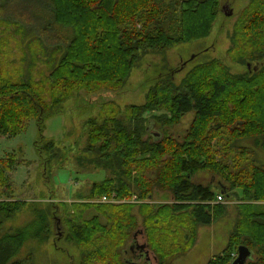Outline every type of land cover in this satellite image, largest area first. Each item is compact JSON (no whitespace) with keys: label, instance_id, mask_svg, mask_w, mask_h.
Masks as SVG:
<instances>
[{"label":"trees","instance_id":"trees-1","mask_svg":"<svg viewBox=\"0 0 264 264\" xmlns=\"http://www.w3.org/2000/svg\"><path fill=\"white\" fill-rule=\"evenodd\" d=\"M221 9V0H0V135L18 136L34 120L43 132L45 121L82 90H122L143 57L210 37ZM229 39L233 63L264 59V0H250ZM189 114L194 119L184 141L155 137L153 126L172 128ZM84 127L88 162L109 176L85 200L61 204L67 240L83 250L82 264H134L124 254L143 230L158 263L170 264L184 250L181 232L195 242L199 227L226 215L228 206L217 198L232 194L241 203L226 251L207 264H231L240 246L254 254L248 264H264V210L257 207L264 202V164L253 149L239 146L252 140L264 150V67L233 74L215 58L177 83L166 64L143 104L105 103ZM223 135L226 146L219 145ZM41 143L50 165L58 150L53 141ZM22 163L16 154L0 159V231L28 205L14 198L11 180ZM201 171L219 178L220 192L192 182ZM163 187L173 204L143 203ZM49 212L35 211L48 233ZM29 239L23 230L0 236V264H36L33 254L18 258Z\"/></svg>","mask_w":264,"mask_h":264},{"label":"rangeland","instance_id":"rangeland-1","mask_svg":"<svg viewBox=\"0 0 264 264\" xmlns=\"http://www.w3.org/2000/svg\"><path fill=\"white\" fill-rule=\"evenodd\" d=\"M249 2L250 0H221L222 7L224 4H230L234 13L231 17L221 16L210 37L179 45L165 54L150 53L143 57L122 90L118 92L103 90L95 94H88L82 90L63 104L62 113L45 121L43 132L40 131L38 122L34 120L31 121L27 130L18 136L7 138L0 135V159L16 154L23 161L12 173L11 180L14 198L25 201L28 205L13 219L7 221L0 231V236L17 230L28 233L30 239L21 248L19 259L33 254L36 264H82L83 250L67 240L68 231L61 204L66 203L69 206L85 200L91 186L94 183L103 182L109 176V171L97 168L88 162L89 154L84 149L87 137L84 124L90 117H97L105 103L113 102L122 108L131 104H143L149 83L163 71L166 64L173 71L177 83L193 67L215 58L225 63L233 74L252 73L264 67V59L248 61L247 65H243L233 63L227 57V50L231 44L229 38L235 22ZM30 40L29 37L25 39L27 43ZM21 52H23L22 49H16L14 54L21 57ZM39 65L41 69L47 71L45 65L41 66V63ZM193 119L194 114H189L177 126L169 128V126L157 124L153 126L152 131L155 137L161 134L170 135L182 142ZM51 141L54 142L58 155L49 165V162L45 161L46 155L39 152V143L43 142L40 144L43 146ZM219 143L220 146H226L227 138L223 135ZM253 144L252 140L239 142V146L253 149L257 162L264 164V150L256 148ZM231 154L232 151L227 152V156ZM234 157L242 159L237 153H234ZM218 181L219 178L209 171L198 172L192 179V182L196 184L211 185L215 192H220L216 186ZM154 192V197L148 198L143 203L159 205L174 203L172 192L167 187H163L161 191L154 188ZM2 200L0 198V201ZM113 200L116 201V197H113ZM237 200L234 194L229 200L223 198L220 203L228 206L226 215L211 226L199 227L195 242L189 231L183 230L180 243L184 250L174 255L171 262L169 261L170 264H207L213 258L222 256L236 222V206L241 203ZM257 205L259 209L264 210V202ZM36 210L50 211L47 225L51 227V232L44 230L46 228L44 224L39 226L38 218L35 216ZM37 230L39 233L42 232L40 238L36 236ZM135 238L138 239L139 245L148 246V260L139 259L138 254L134 256L126 252L124 259L134 264H159L155 253L149 250L144 230L142 234L133 237Z\"/></svg>","mask_w":264,"mask_h":264},{"label":"water","instance_id":"water-1","mask_svg":"<svg viewBox=\"0 0 264 264\" xmlns=\"http://www.w3.org/2000/svg\"><path fill=\"white\" fill-rule=\"evenodd\" d=\"M221 11L224 13L226 17H231L234 13L233 9L230 7V4H224ZM139 234L137 233L135 235L138 236ZM136 244V245H134ZM133 246H131L127 254L131 253L132 255L135 256V249L143 252L145 254L144 257H146V260H148V246L146 244L144 245H139L137 243H134ZM137 255V254H136ZM139 258V257H138ZM254 259V254L253 252L246 246H240L238 247V252H237V257L234 259V261L231 264H248L250 260ZM131 263V262H128Z\"/></svg>","mask_w":264,"mask_h":264},{"label":"flooded vegetation","instance_id":"flooded-vegetation-1","mask_svg":"<svg viewBox=\"0 0 264 264\" xmlns=\"http://www.w3.org/2000/svg\"><path fill=\"white\" fill-rule=\"evenodd\" d=\"M134 243H137V244H139V242H138V239H137V238L133 239V242H132V245H131V246H133V244H134ZM134 245H136V244H134ZM134 249H135V253H136V254H138L137 256L139 257V259H146V257H144V256H145V254H144L143 252H141V251L137 250L136 248H134Z\"/></svg>","mask_w":264,"mask_h":264},{"label":"built area","instance_id":"built-area-1","mask_svg":"<svg viewBox=\"0 0 264 264\" xmlns=\"http://www.w3.org/2000/svg\"><path fill=\"white\" fill-rule=\"evenodd\" d=\"M222 199H223V197H222V196H219L217 200H218V202H221ZM102 201H103V202H109L108 199L105 198V197H103ZM111 202H116V201H111Z\"/></svg>","mask_w":264,"mask_h":264}]
</instances>
